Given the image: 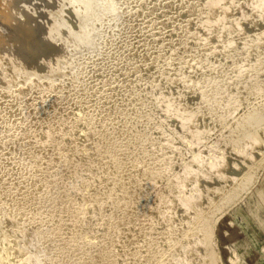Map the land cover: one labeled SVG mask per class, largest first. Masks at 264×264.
<instances>
[{"label":"bare ground","instance_id":"obj_1","mask_svg":"<svg viewBox=\"0 0 264 264\" xmlns=\"http://www.w3.org/2000/svg\"><path fill=\"white\" fill-rule=\"evenodd\" d=\"M176 3L180 4V14L185 15L183 23L172 24L173 16L178 14L174 15L175 10L170 9L156 24V29H161L163 33L159 38L160 43H157L170 40L171 46L167 50H159L160 52L156 50L155 62L152 61V56L144 54L142 47L133 56L132 73L134 76L144 73L143 80L141 78L129 84H114L102 77L91 85L87 84L90 75L86 73L89 62L86 61L83 65L75 57L76 48L87 43L90 38L89 25L74 35V38L71 33L77 29L80 17L94 9L106 7L107 14L104 15L108 19L113 18L118 12L119 0H5L0 3V90L5 91L9 85L19 89L39 86L42 89V101L47 99L48 103V99L52 97L50 95L54 94L53 100H50L53 101L59 118L55 132L49 129L48 120V123L45 120L43 125L39 124L42 138L39 140L37 137L40 141L37 148H34L33 142H28L30 138L28 140L27 136L24 140L28 141L24 143L23 137L27 134L15 130L21 134L19 135L23 141L20 142L24 145L19 146L16 142L12 145L11 157H14V161H20L23 167H28L29 174L34 173L33 183H38L37 180L47 171L46 178L44 177L49 180L45 183L47 185L43 186L40 181L39 192L31 198L35 201L50 195L56 197L51 208L49 199L42 200L38 211L46 213V216L40 222L33 215L18 227L17 236L23 237L25 234V264H78L81 260H86L88 255L92 257V264L100 261L115 264L117 258L110 251L113 248L109 232L118 229V234L124 236L133 220L149 210L159 216L160 222L168 217L173 218L182 230L173 242L168 239L163 254L154 264H200L203 259V253L200 252L202 234L209 225L212 214L224 205L230 195H234V186L245 187L246 182L241 181V173L247 168L251 171L258 159L253 152L246 153L245 149L255 142H245L242 149L234 148L232 143L238 138L245 119L264 107V0H157V5L162 9H169ZM62 4L66 12L60 11ZM128 4V0H125V9ZM144 4L145 0H138L133 8L131 6V10L142 14ZM50 7L53 9L51 13L47 11ZM64 15L70 16V25L61 29L59 26L68 22ZM198 17L203 18L200 23L196 22ZM216 21L218 27L213 33L209 32L208 26ZM54 27L56 32L52 33ZM188 38H198V41L192 44ZM222 38L228 39L229 47L240 43L243 46L241 49L237 48L234 54L228 55L225 45L220 47L215 43ZM210 40L214 43L210 44ZM186 41L191 44V49L186 56H180L181 46ZM16 43L18 46L14 47ZM212 52L218 55L215 62ZM93 60L94 56L92 63ZM211 63H214L212 68L209 67ZM229 64L230 68L225 71ZM199 68L204 69L207 75L193 78ZM185 70L186 73L179 78L178 75ZM24 72L27 76L22 79ZM153 74L155 75L152 76ZM250 75H253V84L251 88H247L242 83ZM211 85L218 89L228 85V91L224 95L222 92L220 95L217 92L209 93ZM72 93L75 95L74 106L81 103L84 111L82 115L87 117L85 127L90 151L85 160L75 163V134L74 130L67 134L72 127L69 126V117L63 114L67 107L64 109L65 103H62L64 97H69ZM119 93L122 98L117 102ZM21 94L19 91L13 101L20 98ZM191 94L195 100L189 104ZM91 95L93 99L87 102L86 98ZM3 99L0 98V106L5 101ZM165 103L169 104L167 113L159 109ZM15 110L25 113L18 107L9 110L7 115L0 114V127L2 124L3 128L4 124H9L11 117H15L11 112ZM17 111L15 112L18 113ZM21 117L19 116V120ZM21 123L19 121L18 124ZM24 124L19 126L24 127ZM12 125L15 127L16 124ZM25 127L24 130L29 126ZM61 132L67 135L63 141L60 137L57 139ZM226 132H229L228 136L225 135ZM52 135L56 137L55 142H52ZM159 139L163 145L161 157L150 163L148 152L158 144ZM50 142L55 145L47 150ZM30 143L34 144L33 151L23 153L24 146ZM164 150H168L167 155H163ZM213 151H218L214 160L211 159ZM7 152L9 155L10 150L7 149ZM60 154L63 157L50 170L48 164ZM166 167L169 168L167 174ZM78 170H83L84 174L78 175ZM151 174H154L152 178ZM63 176H68L69 180L62 185L63 190H60L59 179L64 178ZM74 178L84 182L92 180L90 197L97 198L100 185H103L101 201L98 203L96 200L98 204L91 203V209L85 208L83 211L81 203L85 202L74 194L77 193ZM59 194L62 195L61 198L58 197ZM1 195L0 213L12 208H8L5 195ZM141 197H145V202ZM21 198L19 196L18 200ZM164 201L168 202L167 209L162 205ZM19 210L18 205V212ZM91 213H97L93 229L99 232L100 242L85 251L82 247V255L71 253L69 257V251L80 245L78 232L83 225L85 227ZM14 214L11 209V213L5 216ZM48 215L54 217V220L46 225L47 219H50ZM58 234L59 237L61 235L60 241L47 243L42 253L36 252L43 240L53 239ZM3 236L4 232L0 227V244L3 243ZM173 250L182 253L171 259L169 255ZM79 251L81 253L82 249L79 248L75 253ZM123 251L126 256H122L126 258L130 255L133 262L135 256V260L138 257L147 260L149 257L144 249H140L138 254L130 246ZM65 252L68 255L63 254Z\"/></svg>","mask_w":264,"mask_h":264},{"label":"rangeland","instance_id":"obj_2","mask_svg":"<svg viewBox=\"0 0 264 264\" xmlns=\"http://www.w3.org/2000/svg\"><path fill=\"white\" fill-rule=\"evenodd\" d=\"M4 1L5 0H0V3ZM133 1L128 0L130 4H128L127 9H125L124 8L125 0H119L118 12L111 19H108L107 16L104 15L107 14L105 13L106 7H103V9L97 8L94 9L93 11H89V13H84V15L79 19L77 29L71 33L72 37L74 38V35L78 34L84 27L89 25L90 38L88 42L85 43L84 45L80 44L76 48V53H75V57L77 58V61L80 62L81 64L84 65V62L86 61H87L86 63L89 62L87 65L88 71H86V73L89 74L90 76L88 75L89 78L87 84L91 85L92 83L96 82L99 78L102 77L106 78L107 80L111 81L114 84H118V83L129 84L134 80H141V78L143 80L144 73L136 74V76H134L132 73L133 56L135 57L136 53H139L142 47V51L144 52V54H147L148 56H152V61L155 62L156 61L155 52H157L156 50L158 51L161 49L167 50L169 46H171L169 45L171 44L170 40L169 41L167 40L165 43L163 42L159 44L160 39L162 37L160 35H163V33L161 29H156L157 28L156 24H157V20L160 17H162L163 14L169 13L170 9L175 10V12L173 10L174 15L178 14L177 16H173L174 20L172 24L180 25L181 23H183L185 15L180 14V11L178 10L180 9L179 8L180 4H178L179 2L176 3L177 5L175 4L169 9H167L166 7L162 9L159 7V5H157V0H145L143 13L136 14L133 13L131 9L133 8V5L135 6V3L138 2V0H135L136 2ZM62 5L63 6L60 5L61 6L60 11L66 12L64 4ZM47 11L51 13L53 12V9H51L50 7L47 8ZM64 16L67 17L68 22H65V24L63 23L62 25H60L59 27L61 29H64L70 25L69 23L70 16L69 15H64ZM202 19L203 18L198 17V20L196 22L200 23ZM217 27H218V22L216 21L211 23L208 26L207 30H209V32L212 31L213 33V31ZM54 32H56V27H54L52 30V33ZM155 36H159V37H155ZM166 39H168V37L165 38V40ZM158 41L159 43H157ZM188 41L191 42L192 44H196L198 38H194V40H192V38H188ZM209 43L212 44L214 42L210 40ZM215 43L220 47L222 45H225V48H227L228 55L231 53L234 54L238 49H241L243 46V44L240 43L234 47H229L227 38H222ZM155 45L158 46V48H156ZM17 46L18 43L14 44V47ZM190 49H191V44H187L186 41L181 46L180 56H186L188 54L187 51ZM122 52H123V56H122ZM126 53L127 55H125ZM211 55L213 56L212 58L213 62H215L218 59V55L215 52H212ZM92 56H94L93 63H92ZM213 65L214 63H211L209 67L212 68ZM230 66L231 64L227 65L224 70L227 71L230 68ZM199 69L200 70H197L194 73L193 78L194 76L204 77L207 75V72L204 69L202 68ZM185 73L186 70L185 72L179 74L178 77L181 78ZM154 75L155 74H153L152 76ZM26 76L27 73L24 72L22 79H25ZM166 76L168 78L169 72L167 73ZM165 78L166 77H164V79ZM252 80H253V75H250L246 80H244L245 82L242 84L247 88H251L253 84ZM227 87L228 85H223L222 89H218L217 87L211 85L209 87V93L217 92L216 94L220 95V92H222V94L224 95L228 91ZM19 91L22 92L21 94L22 96L13 101V97L15 98V96H18ZM41 91L42 89L39 86L38 87L32 86L30 88L25 87V89L23 88L19 89L17 86H11V85L7 86L5 91L0 90V98H4L3 100H5L4 103L1 104L0 106V114L7 115L11 110L18 107L22 108L21 110L22 112H25L21 114V112L17 110L15 111H17L18 113L12 111L11 115L14 113L13 115H15V117L12 115L13 117H11L12 119L9 122V124L8 123L4 124V128H3V124L0 127V190H1L0 201L2 196L1 194H3V197L5 195L6 200L8 201L7 202L9 206L8 208H10V206L12 207L10 209H5L6 212L11 213V209H12V211H14L15 213L13 216L10 217L5 216L7 215V213L4 212L5 210L4 211L2 210L0 213V227L3 229L4 232L3 243L0 244V264H25V260H26L25 257L27 258L26 256L27 252H25V250L23 251V244H24L23 237L25 234L22 235L23 237L17 236L18 227L24 220L30 219L33 215H34L33 218H36L37 221L40 222L41 219L44 216H46V213L44 212L40 213V211H38V207L41 206L42 200L46 201V198L47 200L49 199L48 203H50V208L53 202H55L54 200H56L54 199L56 198L55 196L53 198V195H50V197H46L45 199L33 201L31 197L34 196V194L36 195L39 192V188H41L38 183L41 184L42 182V185L44 184L43 186H45L47 185L45 183L49 181L45 179L46 178L45 174L47 172V171L45 172L46 168H44L43 171L45 172V174L43 173L44 175H41V178L37 180L39 182L35 183L34 181L33 183L32 176L34 175V173L31 172L29 174L28 167H23V165L20 164V161L19 162L14 161L13 159L14 157H11L12 156L11 153L13 154V149H11L13 148L12 145L16 142L17 145L19 144V146H23L24 144H22V142L20 141L27 139L25 136L28 137V140L30 138V140L29 141L24 140V143H27L25 141H28V142H33L35 145L31 143L25 145L24 147L25 149L26 148L27 149L25 150L23 148L24 149L23 153H27V151L28 153H30L31 151H33L32 145H34V148L38 146V144L40 145L39 140L40 138H42L40 137L41 136L40 129H41V125L45 123V120L47 123L49 121L48 127L49 129H51V132L56 131L55 128L57 126L59 118H57L58 116L56 115L55 107L53 106L52 103L53 101H51L53 100L54 94L52 93L53 95L52 94L50 95V97L52 96L51 98H49V95L47 96L49 98L48 101L49 102L51 101L50 103L49 102L47 103V99L45 101L43 100L44 102L41 100L40 98V96L42 95ZM119 94H118L119 99L117 100V102H119L122 98L121 94L120 95ZM72 95H70L71 97L70 96L64 97L65 98V99L63 98L64 101L66 99L69 100L67 102L62 101V103L66 104V105L63 104L64 109L67 107L66 111H64L63 114L69 117L68 118L69 123L70 124L72 123L71 125L69 124V126L73 128V129L70 128V131L67 134L69 135L70 132H73V130L75 134V137L73 139L74 141L73 144L74 146H76V152L74 153V158H73L74 160L73 163H75L79 161L82 162L83 160H85L86 157L89 155L90 151L87 147L88 131L87 128L85 127L87 117L84 118L83 117L84 115H82L83 114L82 112L84 111L82 109L81 103L76 104V106H74L75 95L74 93H72ZM116 97L117 96H115L114 98L116 99ZM92 99H93V95L88 96L86 98V101L91 102ZM189 99L190 101L188 103L189 104L193 103L195 100L194 95L191 94ZM159 109L161 110V112L167 113L169 111V104L165 103L164 105H161ZM19 116H22L23 118L21 117L19 120ZM16 117L17 119L15 120ZM16 121L18 123L19 121L20 123L24 121L25 124L24 123L18 124ZM42 122L44 123L42 124ZM12 124H16L15 127ZM23 124L24 127L25 125L26 127L29 126L28 129L24 130L23 126H19ZM15 130L19 131L20 133L22 132L21 134H27V135H24V137L22 136L23 137L22 140L20 136L21 134L19 132H16ZM26 131L29 132L27 133ZM63 133L64 132H61L57 136V139H59L60 137V140L62 141L65 140L67 135L66 133L64 134ZM228 133L229 132H226L225 135L228 136L229 135ZM55 135H52L53 136L52 142L56 140ZM37 137H39V140ZM10 139L12 142L10 141ZM247 141H254L255 143L245 149L246 153L253 152L258 157V159L254 163L253 169H251V171H249L247 168L245 169V171L241 173V181L245 180L246 182L245 183L246 185H244L245 187L242 188L239 185L234 186L235 188L234 195H230V197L226 200L223 206L221 205V207H219V209L216 212L215 211L214 213L212 212L213 214L210 219L209 225L202 234L200 252L203 253V259L200 262V264H264V107L258 109L255 113L251 114V116L248 119H245V121L241 125L238 138L232 144L234 148L242 149L244 147L245 142ZM52 142H50L51 144L49 143V145H47L48 147L46 146L47 150H50L49 149L50 146L52 147L53 145H55V143L52 144ZM29 145H31L32 148H29L30 147ZM162 146H163L162 140L159 139L158 144H156L149 150L147 157L150 163L152 162L154 163L158 158L161 157L160 152L163 151ZM7 149L10 150L9 155ZM164 151L165 152L163 153V155H167L168 150H164ZM20 152L22 155V150H20ZM217 152L218 151H213L211 153L212 160H214L217 157L218 155ZM62 157H63L62 154H60L53 158L54 159L52 160L53 162L50 161L51 164H48V167H51L50 170L54 168L53 166L56 167L57 163ZM8 159L10 161L6 162ZM241 161L244 162V160L242 159ZM13 162L15 163L13 164ZM25 164L27 165L26 162ZM12 166L15 168H13ZM168 170L169 168L166 167L165 168L166 174ZM78 171H79V173H77L78 175L80 174L81 176V174L82 175L84 174L83 170H82L83 173L81 170ZM153 175L154 174H151V178L153 177ZM42 177L43 180H41ZM60 178H61L59 179L61 184L60 190H63V186L66 184V182L68 183L69 177L65 176L64 178L62 177ZM74 180L75 178L73 179V181ZM75 181L77 185V191H76L77 193L74 194L76 197H80L83 203L85 202L84 204L86 207L84 206V204L81 203L82 205L81 208L83 211H85V208L86 210L91 209L92 207L91 205L97 203V201L98 203L101 201L102 197L100 196V194L102 193L101 190H103V185H100L99 189L101 190H98L100 191L98 192L100 193L98 195L99 198L98 197L96 198V196L90 197L89 195L90 192L92 191L91 190L92 180H87L85 182L79 180H75ZM159 188L160 185L158 186V189ZM2 191L3 193H1ZM60 194L58 197L61 198L62 195ZM87 195L89 196L86 197ZM19 196H21L23 199L21 198L20 200H18ZM89 198L92 199L93 202H91L92 200H89ZM141 199L145 202V197L144 198L141 197ZM167 204L168 202L166 201L162 203L163 207L166 209L168 208ZM18 205L20 206L19 212H18ZM212 209H214V207ZM37 211L39 213H37ZM2 212L4 213V215H2ZM48 216H50V219L48 218ZM48 216H47L48 219L46 221V225L47 224L49 225L50 221L53 222L54 220L53 219L54 217L52 218L51 215ZM96 217H97V213L95 214L91 213L90 217L86 221L87 223L85 227L83 225V228L79 230L78 235H80L79 236L81 240L80 245H78V247H75L74 249L72 248V250H70L71 252L69 251V255L67 253L68 251L63 254L67 253L69 257L71 256V253H73L74 255H79V254L82 255L86 248L91 249V247L94 248L99 244L100 234L98 231L93 229V223H94L93 220H95ZM158 217L159 216L156 215L154 211L149 210L146 213H142L138 215L133 220V222L129 225L126 234L124 236L121 235L120 232H119L120 235L118 234L117 232L118 229L117 231L111 230L109 232L108 235H110L109 236L110 245L114 249V250L110 249V251L111 254L113 253L117 258L115 260V264L116 261L117 264H132L133 261L130 255L127 254L129 258L123 257L124 255L126 256L123 250H125V248L127 247L129 248V246L133 249V251L136 254H138V251L140 249H144L146 254L149 255L147 260H144L139 257L137 260H135V258L137 257L135 256L134 258L135 263L133 262V264H149L148 262H151V264L156 263V260L163 254L168 239H171L170 242H173V240L175 238H178L179 234L182 232L181 227L175 224V220L173 218L168 217L164 219L162 222H160ZM168 231H171L169 235H167ZM61 235L59 237L58 234L57 237L55 238L52 237L53 239H49L45 241L43 240L40 243L36 252H38L39 254L42 253L44 246L47 245V243L51 244L52 241H60ZM111 246H109V248ZM82 247L84 248V251ZM79 248L80 250L82 249V252L80 253L79 251V253H75L76 251L78 252ZM73 250L75 251L73 252ZM181 253L182 251L173 250L170 252L169 257L171 259H174L175 256L180 255ZM131 254L134 255L133 253ZM88 256L85 257L86 260L88 259V261H86L85 259L84 260L86 262L84 260L83 261L81 260L82 264L83 262H85L84 264H86L89 261L90 264L93 263L91 262L92 257L90 255ZM49 260L51 261L52 258L50 257ZM127 260L129 261V263ZM98 264H104V262L100 261V263Z\"/></svg>","mask_w":264,"mask_h":264}]
</instances>
